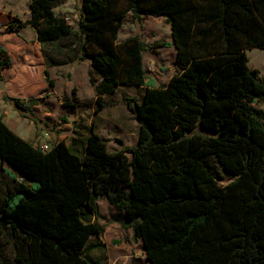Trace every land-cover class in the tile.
Segmentation results:
<instances>
[{
  "label": "trees",
  "instance_id": "16d2710c",
  "mask_svg": "<svg viewBox=\"0 0 264 264\" xmlns=\"http://www.w3.org/2000/svg\"><path fill=\"white\" fill-rule=\"evenodd\" d=\"M64 2L31 0L30 17L6 27H33L48 66L89 60L97 111L104 94L146 85V42L118 39L130 15L165 17L177 72L141 101L123 97L140 128L118 150L91 130L81 148L61 140L43 151L0 117V164L15 182L0 200V264H90L100 198L151 264H264V79L247 55L264 48V0H81L78 27L55 12ZM4 100L28 116L40 99ZM78 102L73 87L65 104Z\"/></svg>",
  "mask_w": 264,
  "mask_h": 264
},
{
  "label": "rangeland",
  "instance_id": "374dc122",
  "mask_svg": "<svg viewBox=\"0 0 264 264\" xmlns=\"http://www.w3.org/2000/svg\"><path fill=\"white\" fill-rule=\"evenodd\" d=\"M80 2L81 0H65L64 3L55 7V12L66 15L69 18L68 21L74 27H78ZM0 5H6L7 8L10 6L12 12L15 13L14 17L10 18V21L13 22H15V17L26 20L28 17L27 13L31 10L25 0H0ZM4 18V14L1 13L0 22H2ZM1 26L2 23H0V27ZM132 35L140 36L147 44V48L144 52V65L148 70V79L153 78L160 84L176 72L177 68L174 62L176 48L173 45L170 25L167 23L165 17L148 16L143 20H134L131 15L128 16L120 29L118 39L121 41ZM7 40H10V38ZM157 41H167L169 44L154 46ZM247 55L250 67L259 69V74L264 79V48L249 49L247 50ZM61 68L65 69L63 74L67 78L58 79V87H64L65 84L69 83V80L74 77L73 81L79 84L81 95L86 97L90 95L89 88L92 87L88 77H84L87 74L84 65L78 66L77 63H75L73 65L62 66ZM71 86V88H73V85ZM143 91V88L136 85H122L117 92L105 98L108 104L103 110L101 109L102 111L99 110V115L95 117L94 121L95 125L105 136L111 150L122 147L116 137L117 134L121 135V133L117 131L120 129L119 125H121V129L125 130L124 133L130 131L137 134L139 122L133 118V112L123 101V97H136L140 101L143 96ZM47 97H45L44 93L43 96L38 97L40 99L39 102H44V99ZM59 98L62 100L63 104L66 105L63 93H61ZM14 106L13 104V107ZM12 111L22 112L15 107ZM66 111V109L56 111L58 113L57 119H52L55 121V125L47 126L50 131L52 128L63 126L66 123ZM70 111H72V113L70 112L71 136L76 129L82 131L83 128L87 127V118H81L82 113L85 115V109H79L78 111L70 109ZM88 115L91 117V112H89ZM25 117L27 118H22L10 113L8 116V124L24 139L31 140L35 138V132H39L37 136L40 135L43 139L44 133L46 132L45 126L39 123L35 126V124L33 125V122H30V119H28L30 117L29 115ZM34 117L36 120L38 119V115H34ZM48 122L49 121H47V123ZM42 139L41 142H43ZM37 142L40 141L36 139L34 143ZM129 142H135L134 135L129 137ZM130 143H124L123 146H132ZM4 168L7 169L6 165L0 164V200L9 193L15 185L14 180L9 177ZM100 209L103 215L99 219L92 217L91 220L97 221L103 225L104 232L101 236H92L89 240L91 247L86 248L84 251L85 256L90 260V264H150L146 258L143 244L134 237L133 229L124 227L117 222L116 215L111 212L108 202H102ZM2 242L5 241L2 239ZM7 251L11 253L10 249H7Z\"/></svg>",
  "mask_w": 264,
  "mask_h": 264
},
{
  "label": "crops",
  "instance_id": "0c3cea01",
  "mask_svg": "<svg viewBox=\"0 0 264 264\" xmlns=\"http://www.w3.org/2000/svg\"><path fill=\"white\" fill-rule=\"evenodd\" d=\"M25 1L27 5L29 6V3L31 0H25ZM1 13L4 14L5 18L2 22H0L2 23V26L0 27V44L3 47H5L11 59V66L0 68V117L4 120V122L9 126L8 116L10 113H13L14 115L22 117V118H27L23 116V114L20 112L12 111L14 110L15 106L13 107V103L11 101L4 100V95L7 94L8 96H11V97H19L22 99H27L29 97H41L43 96L44 93H47L48 97L44 99V102L40 101L38 104L32 107V112H30L29 114L30 117L28 118L30 119V122H33V125L35 124V126L38 123L40 125L45 126L46 132L44 133V137L42 139L40 135L37 136L39 132H35V138H32L31 140L26 139L27 141L35 145L34 142L36 141V139L39 140L40 142L42 139L43 142H46L49 145L50 144L52 145L55 142H59L63 140L67 144H72V146H74V144H77L78 147L81 148L86 137L89 135L91 130L96 131L102 137L105 138V136L102 134L99 128L95 125V121H94L95 117H97V115H99V112L102 111L104 108L100 111H97L95 109L97 95L90 81L89 83L91 84L92 88H89L90 95L87 97L81 95L79 84L73 81L74 77L71 78L69 80L70 82L66 83L64 87L62 86L58 87V84H57L58 79L67 78L63 74L65 69L61 67L67 66V65H73L75 63H77L78 66L79 65L85 66L87 74L84 77H88V80H89V69H90L89 60L74 61V62L66 63L63 65L48 66L43 46L40 43V41L37 39L36 30L31 26L24 27L18 32L8 30L6 25L8 21L10 20V18L14 17L15 13L12 12V9L10 8V6H8L7 8L6 5H0V14ZM30 13H31V10L28 11L27 13L28 17L26 19L30 17ZM8 38H10V40H7ZM48 50L52 52L51 48H48ZM175 56H176V53H175ZM46 69L49 71L50 77L54 80L53 86H50V84L48 83V80L45 74ZM170 77L167 80H164V82L160 84L157 83V81H155L153 78L151 79L147 78L146 85H142L139 87L143 88L145 91L147 85L149 86L150 85H156V86L163 85L168 82ZM71 85L77 88V97L79 99V102L74 107H71L70 105H64L62 100H60L59 98L61 93H63L64 98L67 97L70 100V94L72 91ZM121 87L122 86H120L119 88ZM117 90L115 92H117ZM144 91H143V94H144ZM114 93L104 94L103 99L105 100V98H107L108 96ZM63 109L67 110L66 111V116H67L66 123L63 126H58V127L56 126L54 129L52 128V130L50 131L49 128H47V126L55 125L54 123L55 121L53 120L57 119L58 113L56 111H59V110L62 111ZM70 109H74L76 111H78L79 109H85L86 111L84 114L86 116L83 115L82 113L81 118H87V121H86L87 127L83 128L82 131L76 129V131H74V133L71 136H70V112L72 113V111H70ZM89 112H91L92 114L91 117H89L88 115ZM33 114L38 115L37 120ZM132 115H133V118L136 119L133 113ZM47 121H49L48 122L49 124L47 123ZM119 128L120 129L117 131L121 133V135L117 134L116 137L118 138V142L120 143L121 146H123L124 143L126 144L130 143L129 137L133 135L135 137V142H132L130 144L132 145L137 144L139 130L137 134H135L134 132H130L126 129L128 132L124 133L125 130L121 129L122 128L121 125H119ZM139 128H140V123H139ZM118 149H120V147L114 150H118ZM96 202L98 204V209L100 213H101L100 206L102 205V202H108L111 212H113L114 215H116L117 222L121 224V221L118 218L120 214L119 211L112 204H110L107 198H100ZM101 215L103 214L101 213ZM139 241L143 244L142 240H139ZM143 247H144V244H143Z\"/></svg>",
  "mask_w": 264,
  "mask_h": 264
},
{
  "label": "built area",
  "instance_id": "2783aa9c",
  "mask_svg": "<svg viewBox=\"0 0 264 264\" xmlns=\"http://www.w3.org/2000/svg\"><path fill=\"white\" fill-rule=\"evenodd\" d=\"M67 20H69L68 17H66ZM35 146H37L39 149L45 151V150H48L50 148V145L46 142H37L35 143Z\"/></svg>",
  "mask_w": 264,
  "mask_h": 264
}]
</instances>
